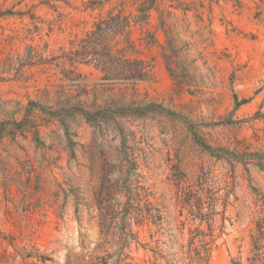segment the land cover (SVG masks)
Returning <instances> with one entry per match:
<instances>
[{
    "label": "rangeland",
    "instance_id": "rangeland-1",
    "mask_svg": "<svg viewBox=\"0 0 264 264\" xmlns=\"http://www.w3.org/2000/svg\"><path fill=\"white\" fill-rule=\"evenodd\" d=\"M38 1L0 0V11ZM87 1L35 7L39 31L29 16H0V264H153L152 249L173 262L190 230L208 231L205 212L215 220L207 264H264V0L160 1L165 30L152 9L131 33L153 63V79L129 97L144 109L61 122L56 103L79 88L67 63H35L32 49L59 55L99 15L137 13L139 2ZM77 68L81 99L114 96L93 91L92 66ZM197 181L209 189L200 210L181 192ZM145 199L159 219L139 224Z\"/></svg>",
    "mask_w": 264,
    "mask_h": 264
},
{
    "label": "trees",
    "instance_id": "trees-1",
    "mask_svg": "<svg viewBox=\"0 0 264 264\" xmlns=\"http://www.w3.org/2000/svg\"><path fill=\"white\" fill-rule=\"evenodd\" d=\"M56 1L59 0H39L26 9H5L0 11V16L17 15L20 18L29 16L32 20L33 29L39 31V24L43 21L35 15L34 8L41 6L56 9L58 7ZM138 1L137 13H126L123 8L114 6L105 15H99L91 27L84 31L82 35H75L74 38L70 39L69 46L62 48L59 55H51L50 58H46L36 48L32 49L35 63L45 64L57 61L56 66L67 63L70 69L64 71L72 76L68 77L70 81L75 82L72 86L79 88L76 94L56 103L57 107L52 111V115L61 122L65 121L67 117L76 115L82 116L88 122L117 121L121 116L141 112L144 109L143 102L132 101L131 98H134L132 96L138 93L140 83L153 79V63L152 60H147L138 54L136 42L131 36L132 29L138 24H147L152 9L160 12V27L165 30L167 25L162 11L159 10L160 1L162 0ZM20 2L18 1V3ZM107 2L108 0H88L86 7L92 9L103 7ZM51 29L52 27L49 25V30ZM148 36L149 42L156 41L154 34ZM164 58L170 66L172 63L171 57L164 54ZM79 64L90 65L99 72V82L93 86V91L101 94L110 90L114 92V96L104 99L101 95H96L89 102L87 99H81V94L87 95L89 91L87 89L88 84L82 82L83 75L77 68ZM169 68L172 70L171 67ZM60 87H63V85L61 84ZM128 98L129 100H127ZM30 104H33V102H30ZM119 132L122 133L123 131ZM196 187L195 189L190 184L185 185L181 191L184 196L182 200L186 201L193 198L194 206L200 210L198 204L203 203L202 193H207L209 189L204 181H197ZM136 201L137 205L140 206L142 196L139 192H137ZM143 207V209L138 208L135 222L142 224L143 221L154 220L155 217L159 219L158 215L152 213L150 202L146 199ZM214 221L212 213H200L198 225L206 222L208 231L199 228V226L190 230L187 242L181 245L182 255L173 262L167 254L152 249L155 256L153 264H158L155 260L159 257L165 258L171 264H207L215 240L212 229ZM133 238H136V236Z\"/></svg>",
    "mask_w": 264,
    "mask_h": 264
}]
</instances>
